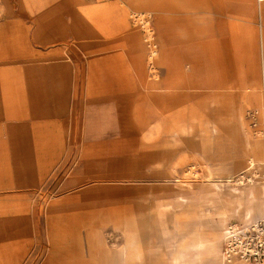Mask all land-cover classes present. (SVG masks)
Masks as SVG:
<instances>
[{
	"label": "rangeland",
	"instance_id": "1",
	"mask_svg": "<svg viewBox=\"0 0 264 264\" xmlns=\"http://www.w3.org/2000/svg\"><path fill=\"white\" fill-rule=\"evenodd\" d=\"M143 1L0 0L6 109L22 112L0 114V264H183L191 241L200 264H264V0ZM69 14L100 40L128 26L57 44ZM56 47L78 68L64 106Z\"/></svg>",
	"mask_w": 264,
	"mask_h": 264
},
{
	"label": "crops",
	"instance_id": "2",
	"mask_svg": "<svg viewBox=\"0 0 264 264\" xmlns=\"http://www.w3.org/2000/svg\"><path fill=\"white\" fill-rule=\"evenodd\" d=\"M121 2L122 1L115 3L114 7L121 6ZM104 7H107V5H104ZM68 17L70 19L69 20L70 27L67 30L66 29L64 30V24L65 23L63 22L62 18L60 17L58 19V29H61V30H58L57 44L61 41V38H63L66 34H68L67 38L70 40H73L74 41L73 44L80 43L86 47L93 46V45L94 46L95 45H102V44L112 45L116 42L115 41L116 39L114 38V36H115V33L117 32V30L120 27H123V25H125L126 27L128 26L127 20L120 19L119 20V26L114 27L115 29L113 30V32L107 33V35H105L103 37L101 36V40H100V39H97L100 37V36L97 37V35H96L97 32H94V31L90 30L88 27H86L87 24L95 23V21H93V20L91 21V19H85L86 20L85 22L87 24H85V26H84L83 24L79 23V21L76 19V17L73 14H69ZM13 30H14V28H13ZM15 31H13V33L15 34L16 37L19 38L20 34H21L20 31H18L16 29H15ZM49 54H50V56H53L55 59L63 60L61 63H59L57 65L55 70L52 72V76L54 77V81L57 82V96L56 97L58 98V102L60 103V105L64 106L66 103L68 83H69V80L71 79L73 71L75 72V75H74L75 86L77 84V76H78L77 62H75L73 60V57H71L70 53H69V56L66 57L65 53L59 47H56L54 50L50 51ZM90 66H91L90 71H91V74L93 75L95 72H97V69L94 68V65L92 63ZM72 67H75V69H72ZM88 83H90V80H88ZM7 91H10V93H11V86L8 84V79L4 75L0 74V114H3V113L22 114V112L19 110L10 111V110L6 109V107L8 105V101L6 99H7L8 95H10L9 93H6ZM6 95H7V97H6ZM17 95L18 96L20 95V89H19V92ZM116 115H117L118 123H120L121 119H120V116L118 114V111H116ZM134 116H135V112H134ZM138 118H139L138 116L134 117V120H136L135 123H137V124L140 123V120ZM11 119L16 120L13 117L10 118V120ZM22 119H24V118H21V120ZM3 120H9V119L8 118L5 119V118L0 117V121H3ZM251 160L255 162L253 157L250 156L248 161H251ZM247 166H248V163L245 166V169ZM45 169H46V167L45 168L43 167L42 170L45 171ZM100 178H103V177H99V179ZM252 192H253V190H252ZM233 263L234 264H237V263L241 264L237 260H234Z\"/></svg>",
	"mask_w": 264,
	"mask_h": 264
},
{
	"label": "bare ground",
	"instance_id": "3",
	"mask_svg": "<svg viewBox=\"0 0 264 264\" xmlns=\"http://www.w3.org/2000/svg\"><path fill=\"white\" fill-rule=\"evenodd\" d=\"M134 1V3H135V1H137V2H139V3H137L136 4V6L137 7H139V6H142L143 5V3H144V1L143 0H133ZM145 1H153V0H145ZM133 3V4H134ZM108 9V8H107ZM109 10V9H108ZM141 20V19H140ZM139 20V21H140ZM151 46V50H150V53H151V55H150V57H152V56H154V55H156V51H155V49H154V44H151L150 45ZM166 110V109H165ZM160 112V111H159ZM162 114V113H161ZM256 164V162H254V161H248V166L246 167V171H249L251 168H253L254 167V165ZM227 182H232L231 180H226ZM249 182H253V180L252 179H249ZM262 187H264V186H262ZM250 195H252V189L250 190ZM255 209V208H254ZM247 213H248V211H247ZM238 228L236 227V226H233V229H230V228H226V232L224 233V236H225V238H226V242L227 243H229L230 242V240H231V238L230 237H237L238 236V234H237V232H238V230H237ZM187 246L188 247H190V248H193V249H196V251H197V253H196V256H194V258L193 259H191V260H189V261H187V262H185V263H183V264H200L201 263V261H202V256H200V253H201V249H202V244H201V242H195V241H191V242H188L187 243ZM213 247V246H212ZM213 250H211V251H209V254H213L214 253V248H212ZM227 250V252L229 253L228 255H226L225 253H222L223 254V258H222V260L224 261V263H226V264H234L233 263V261L234 260H237V261H239L241 264H245V261H247V260H244V259H242V258H239V257H237L234 253H230V250L229 249H226ZM255 251V250H254ZM254 251H252V252H254ZM200 252V253H199ZM182 256V255H181ZM222 262V261H221ZM207 264V263H206Z\"/></svg>",
	"mask_w": 264,
	"mask_h": 264
},
{
	"label": "built area",
	"instance_id": "4",
	"mask_svg": "<svg viewBox=\"0 0 264 264\" xmlns=\"http://www.w3.org/2000/svg\"><path fill=\"white\" fill-rule=\"evenodd\" d=\"M248 115H249V118H250V120H251V125L254 127V128H257V124H258V117H259V111L258 110H250L249 112H248ZM262 231V229L260 230V232ZM259 243H260V246L261 247H264V241H259ZM252 251H254V250H250L249 252H250V254H253V255H257V254H259V252L258 251H254V252H252Z\"/></svg>",
	"mask_w": 264,
	"mask_h": 264
}]
</instances>
